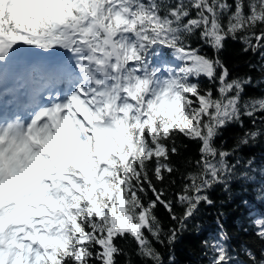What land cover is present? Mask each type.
Listing matches in <instances>:
<instances>
[{
	"label": "snow or ice",
	"instance_id": "1",
	"mask_svg": "<svg viewBox=\"0 0 264 264\" xmlns=\"http://www.w3.org/2000/svg\"><path fill=\"white\" fill-rule=\"evenodd\" d=\"M229 41L257 57L244 75L221 58ZM261 86L264 0H0V264H120L121 241L164 264L155 244L215 187L254 185L264 205V160L245 155L264 146ZM243 203L264 243V207ZM226 241H205L210 264H264Z\"/></svg>",
	"mask_w": 264,
	"mask_h": 264
},
{
	"label": "trees",
	"instance_id": "2",
	"mask_svg": "<svg viewBox=\"0 0 264 264\" xmlns=\"http://www.w3.org/2000/svg\"><path fill=\"white\" fill-rule=\"evenodd\" d=\"M240 47L238 43L229 41L221 53V58L234 75H244L248 72V63L257 60V57L251 54H242ZM203 51L209 56L213 55L211 49L204 48ZM252 75L257 77L259 73H252ZM258 94V90H250V95ZM238 131L239 129L234 128L225 131L221 138L226 141L225 147L231 146ZM249 154L255 155L258 162L264 160V146H257L250 151L246 150L245 155ZM197 158V146L189 144L187 148L181 146V153L178 157H174V163L181 171H184L189 167V162ZM254 187V185L245 184L243 181H233L229 185L228 191H225L223 186L212 189L208 194L214 203L211 206L205 204L200 207L198 214L180 233L175 244L170 246L155 244L163 257L164 264H210L211 254L205 241L219 240L222 232L227 235L226 246L239 260L245 259L242 255V249L245 248L252 249L257 256L264 252V243L257 239L250 226L248 205L243 203L248 200L256 210L264 207L255 201ZM171 191H175V189L173 188ZM181 211L182 209L177 207V213L179 214ZM157 215L161 219L165 231L170 227H176L175 222L170 220L168 213L162 207L158 209ZM120 244L129 254L128 257H120V264H127L128 258L132 260L133 264H143L141 258L135 255L134 245L123 241Z\"/></svg>",
	"mask_w": 264,
	"mask_h": 264
}]
</instances>
